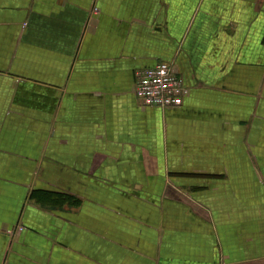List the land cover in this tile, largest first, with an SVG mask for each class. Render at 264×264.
<instances>
[{"label": "crops", "instance_id": "obj_1", "mask_svg": "<svg viewBox=\"0 0 264 264\" xmlns=\"http://www.w3.org/2000/svg\"><path fill=\"white\" fill-rule=\"evenodd\" d=\"M0 264H264V0H0Z\"/></svg>", "mask_w": 264, "mask_h": 264}, {"label": "built area", "instance_id": "obj_2", "mask_svg": "<svg viewBox=\"0 0 264 264\" xmlns=\"http://www.w3.org/2000/svg\"><path fill=\"white\" fill-rule=\"evenodd\" d=\"M133 94L143 107L169 110L183 104L188 89L173 64L159 62L136 73Z\"/></svg>", "mask_w": 264, "mask_h": 264}]
</instances>
